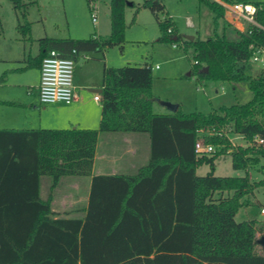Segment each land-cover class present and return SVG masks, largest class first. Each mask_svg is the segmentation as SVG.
I'll return each instance as SVG.
<instances>
[{
	"label": "trees",
	"instance_id": "trees-1",
	"mask_svg": "<svg viewBox=\"0 0 264 264\" xmlns=\"http://www.w3.org/2000/svg\"><path fill=\"white\" fill-rule=\"evenodd\" d=\"M13 1L21 12L18 29L25 33L30 29L27 4ZM108 1L109 36L43 37L40 64L53 48L73 57L81 50L121 45L129 0ZM200 1L214 13L216 27L223 24L221 34L182 37L172 17L159 19L165 12L162 0H144L143 6L159 20L160 39L177 46L182 40L185 49H193L191 74L197 84L246 82L252 98L209 112L180 107L155 112L152 64L127 63L104 70L99 128H0V264H264V245L257 235L264 225L235 218L245 196L264 185V177L251 182L248 173L215 174V160L231 148L236 169L248 171L264 161V141L255 140L264 139V68L254 75L252 61L254 50L264 49V2L224 0L256 5L260 25L240 30L226 21L220 2ZM207 127L230 128L247 143L233 147L226 135H208L215 150L199 154V130ZM100 132L149 133V162L134 175H93ZM205 164L210 170L198 174ZM44 175L52 179L47 197L41 195ZM68 175H92L83 215L62 216L52 208L53 189Z\"/></svg>",
	"mask_w": 264,
	"mask_h": 264
},
{
	"label": "rangeland",
	"instance_id": "rangeland-1",
	"mask_svg": "<svg viewBox=\"0 0 264 264\" xmlns=\"http://www.w3.org/2000/svg\"><path fill=\"white\" fill-rule=\"evenodd\" d=\"M134 5H127L125 10V38L121 45L108 47L110 56L114 63L121 66L127 63L133 64H159L154 68V81L157 79L155 94H160L164 89L173 92L179 91L181 95L182 108L185 112L203 111L208 112L219 108L221 104L244 103L252 98V91L246 82H240L237 88L228 82L214 81L220 89L224 86V94L220 98L214 97V91L205 89L197 91L195 88L196 77L188 74L194 63L193 49H185L182 40L178 46L173 47L172 41L162 40L159 20L149 7L143 6L144 0H129ZM263 1L264 0H258ZM165 5V12L159 14V19L165 16L172 17L176 31L182 36L193 35L201 39L217 33H222L223 24L218 28L214 22V13L200 0H162ZM27 4V19L30 22V29L23 33L18 29L21 12L15 7L13 0H0V18L2 31L0 33V53L7 52L8 48L19 45L27 52L35 51L38 46V38L43 35L63 37H90L96 33L98 26L101 27L102 36L107 37L111 33V19L105 14L109 5H103L98 25H95L91 18L90 8L87 0H23ZM192 24H189L188 21ZM233 27V26H231ZM231 29V28H228ZM17 38V39H16ZM264 64L254 62L253 74L260 75ZM82 70L75 62L74 81L77 80L78 72ZM36 72V71H35ZM164 73L169 75L168 79H160ZM183 74L182 81H176L173 76ZM25 76V79H32L34 71L30 70L24 75L16 73L12 76ZM193 85V88L190 85ZM211 86V85H210ZM93 94V93H92ZM208 97H210L208 99ZM220 101L217 108V101ZM156 109L161 108L158 104ZM224 132L230 128L222 129ZM229 132V131H228ZM119 134L120 132H105V134ZM112 136V135H110ZM229 137L234 146L246 144L247 141L241 134L229 132ZM220 146V145H219ZM217 147V146H216ZM223 153L215 160V174L218 176H244L248 173L251 182L258 181L264 177V161L256 164L248 171L236 169L232 164V155ZM210 170L209 165H202L198 168V174L205 175ZM52 181L50 176H47ZM245 204L239 209L235 218L237 221L254 219L264 225V185L255 188L243 199ZM258 238L264 236V230L257 233ZM264 251V248L262 249Z\"/></svg>",
	"mask_w": 264,
	"mask_h": 264
},
{
	"label": "crops",
	"instance_id": "crops-1",
	"mask_svg": "<svg viewBox=\"0 0 264 264\" xmlns=\"http://www.w3.org/2000/svg\"><path fill=\"white\" fill-rule=\"evenodd\" d=\"M217 1L220 2L221 0ZM105 4L109 5V1L106 0L103 5ZM105 14L110 17V6L105 11ZM225 19L228 22L226 16ZM95 25H98V23ZM247 27L248 24H244L243 28L238 29L245 30ZM93 35H102L100 26L97 27L96 33ZM43 37L65 38L52 35L40 36L37 49L29 52L19 46L24 40L16 38L17 43H20L19 45H14L8 48L7 52L3 51L0 53V128H99L102 116V101L96 100L95 95H102V92L94 90L97 88H102L103 90V75L106 67L119 66L112 61L110 50H81L73 55L75 62L82 69L79 70L81 72H78L77 80L74 81L75 100L68 104L64 102L41 104L38 98L41 78V64L38 61V57L41 53L40 39ZM173 47L176 48L177 46L173 45ZM152 67L153 70L154 68H159V64H152ZM30 70L34 71L32 79H25V76H12L16 73L24 75ZM166 74L164 73L159 78L168 79L169 75ZM188 74H191V70ZM182 77L183 74L181 73L179 76H173V79L180 83ZM155 81L153 82V91L156 87ZM213 82L195 83V88L197 91L205 90L206 88L211 89V92L214 91L215 93L214 97L218 99L224 94V86L222 85L220 89ZM190 85L193 88L191 82ZM233 87L237 88L238 86ZM155 97L153 104L155 112H171L160 100L177 103L178 108L182 106L179 91L173 92L166 88L159 95L155 94ZM219 102L218 100L217 108ZM156 104L161 108L156 109ZM182 111L185 112L183 109ZM150 153L151 139L147 132H120L119 134L100 132L94 157L93 175H134L139 168L149 162ZM106 181L108 180H102L104 183ZM51 182L47 175L41 177V195L43 197L48 196ZM102 182L100 181V183ZM100 183H98V187L101 185ZM91 185L92 175L63 176L53 189V210L62 216L83 215L89 204ZM103 185L105 186V184Z\"/></svg>",
	"mask_w": 264,
	"mask_h": 264
},
{
	"label": "built area",
	"instance_id": "built-area-1",
	"mask_svg": "<svg viewBox=\"0 0 264 264\" xmlns=\"http://www.w3.org/2000/svg\"><path fill=\"white\" fill-rule=\"evenodd\" d=\"M90 8L91 18L94 24H97L102 13V6L106 0H87ZM225 7V16L234 27L243 28L244 24H258L255 19L257 7L252 2L234 1L232 3L220 1ZM189 24L192 22L189 20ZM248 28V27H247ZM246 28V29H247ZM245 29V30H246ZM177 46L176 44H173ZM76 53V50H73ZM253 62L264 64V49L258 47L252 55ZM75 60L71 56H64L55 48L48 50L41 62V78L39 84V102L41 104H50L55 102L72 103L76 98L75 84ZM96 100H101V95H95ZM230 132V130H228ZM217 130L215 127L201 128L199 138L195 144L196 152L199 154L210 153L215 150V145L206 141L208 135H226L231 143L234 142L229 137V132ZM258 142H263L260 137L255 138ZM237 146V145H236ZM264 212V207L262 208Z\"/></svg>",
	"mask_w": 264,
	"mask_h": 264
},
{
	"label": "water",
	"instance_id": "water-1",
	"mask_svg": "<svg viewBox=\"0 0 264 264\" xmlns=\"http://www.w3.org/2000/svg\"><path fill=\"white\" fill-rule=\"evenodd\" d=\"M128 4L131 5L132 2L129 1ZM187 37H189L190 39H193L194 38L193 35H189ZM204 70L207 71L208 70V67H205ZM94 91L102 92V88H97ZM160 102L163 105H165L171 112H175L177 110V108H178V104L177 103H174V102H171V101H168V100H160ZM258 242L261 243L262 245H264V236H262L261 238H259L258 239Z\"/></svg>",
	"mask_w": 264,
	"mask_h": 264
}]
</instances>
